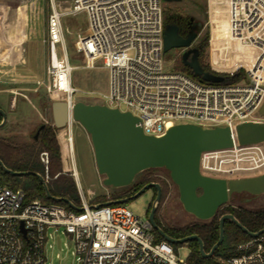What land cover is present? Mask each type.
<instances>
[{"label":"built area","instance_id":"2783aa9c","mask_svg":"<svg viewBox=\"0 0 264 264\" xmlns=\"http://www.w3.org/2000/svg\"><path fill=\"white\" fill-rule=\"evenodd\" d=\"M209 3L211 0H205ZM164 0H70L63 7L50 0L48 37L50 51L47 83L52 98L70 106L77 89L72 86L62 20L78 12L87 15L85 34L75 47L93 69L98 62L110 73L104 104L131 112L149 136L161 137L180 124L230 127L246 122H264V0H225L229 33L234 43L254 49L244 69L246 79L236 84L213 85L181 72H165ZM61 48L63 58L58 56ZM220 74H231L226 71ZM70 119L64 129L65 146L74 163ZM262 144L207 152L201 158V172L230 179L235 174L264 171ZM48 172L49 155L40 154ZM78 181L72 165L69 171ZM46 183L50 181L48 175ZM79 186L81 208L77 212L60 204L39 200L25 204V193L0 184V264H52L49 249L63 250L62 236L74 246L77 264H189L179 259L172 245L156 242L154 229L124 205L91 206ZM109 201V200H108ZM238 256L226 264H264V235L238 245ZM59 257V255L57 256Z\"/></svg>","mask_w":264,"mask_h":264},{"label":"rangeland","instance_id":"374dc122","mask_svg":"<svg viewBox=\"0 0 264 264\" xmlns=\"http://www.w3.org/2000/svg\"><path fill=\"white\" fill-rule=\"evenodd\" d=\"M63 7L70 5V0H57ZM164 14L173 12L183 13L184 16L192 17L203 24L199 38L193 43L196 45L208 37L209 48L203 56V62L213 71H226L234 74L240 69H245L249 63V58L237 49L236 44H231L230 33L228 29V11L224 8L216 9L212 4L205 0H180L163 2ZM220 9V10H219ZM50 13V0H0V36L3 39L8 37L11 43L15 44L16 36L20 42L27 38L29 42L26 45L25 55L27 56L23 69L18 76L14 78H0V90L20 89L14 91L16 95L7 96L0 94V109H3L8 115L6 125L0 129V138L7 144L17 147L33 146L38 139H35L37 130L43 124H53L51 117V105L54 102L63 101L62 97L52 98L43 86L47 83V67L50 62V51L46 44L48 35V16ZM218 15V16H217ZM219 17V18H218ZM220 19V28H217V22ZM65 33L66 49L69 58V64L75 69L72 72V86L77 89L74 95L75 102L83 101L87 104H104L102 95L108 94L110 88V73L102 66L101 62L96 64L93 69L85 67L86 61L80 55L75 47L78 35H84L88 27L87 15L85 12L65 17L62 20ZM9 31V33L7 32ZM236 52V54H235ZM251 53V50H250ZM254 49L252 51L253 58ZM239 58L236 59L234 56ZM242 55V56H241ZM58 56L62 60L63 54L58 47ZM182 57V50L175 49L165 54V72H178V64ZM246 62V63H245ZM245 63V64H244ZM2 71L11 69V66L0 65ZM6 95V96H2ZM11 97L15 101L12 103L13 110L10 111ZM38 112L41 114L38 115ZM47 113V117H45ZM25 116H23V115ZM74 163L79 174L78 181L81 190L90 202L91 206L105 204L104 198L109 201H115L127 190L133 186L115 189L103 185V177L98 174L93 148L90 137L86 131L75 123L72 130ZM58 140L61 151V160L63 171L65 165L72 169L71 159L67 152L62 153V143ZM62 141V142H61ZM65 145V143H63ZM264 151V144L261 145ZM69 176L73 178L71 173ZM152 173L164 177L163 182L169 184V192L163 200L156 204L155 222L161 229L172 231L175 228L190 227L193 225H202V222L187 214L180 201L177 187L170 179L169 173L164 169H154L140 174L135 182L139 181L145 175ZM261 170L252 175L235 174L233 178L254 177L263 174ZM77 189L79 186L77 181ZM134 182V184H135ZM133 184V185H134ZM92 191L93 193H90ZM155 193L153 189L146 191L139 198L134 199L132 203L124 206L136 216L143 220L148 219V212L152 210L155 204ZM226 206L241 207L247 211L258 213L264 212V194L253 197L248 194L235 195ZM63 250L60 251L58 246L48 251V259L52 264H77V257L73 255L74 246L62 236ZM175 255L179 259H188L190 250L187 246L174 247L171 244ZM59 255V257H57ZM225 260L223 258H220ZM219 259V260H220Z\"/></svg>","mask_w":264,"mask_h":264},{"label":"water","instance_id":"95a60500","mask_svg":"<svg viewBox=\"0 0 264 264\" xmlns=\"http://www.w3.org/2000/svg\"><path fill=\"white\" fill-rule=\"evenodd\" d=\"M180 1V0H164ZM198 34L183 38L178 28L165 24L164 53L175 49L184 50L183 63L189 67L201 82L218 85L224 81L221 76L205 71L200 63V50L192 47ZM65 101L54 102L51 105L53 127L65 129L70 119L78 123L89 135L93 148L98 174L103 177V185L115 189H123L134 184L136 178L143 172L164 169L177 187L179 201L184 211L202 222L214 219L219 210L226 206L235 195L248 194L258 197L264 194V173L254 177L225 179L210 177L201 172V158L204 153L229 150L235 143L240 146L264 144V122H246L236 126L234 130L226 126H203L180 124L169 128L161 137L146 135L140 127V120L131 112H122L102 104H87L83 101L74 102L70 112ZM264 116V105L260 110ZM3 120L0 129L6 125L7 114L0 109ZM47 117V113H45ZM45 124L37 130L35 139L39 138ZM0 167L13 176L35 175L42 182L49 199L64 202L77 209L68 199L54 198L50 195L45 179L37 173L15 172L8 169L2 160ZM156 188L157 197L148 220L152 228L168 243L183 245L196 241L204 258H211L220 248L225 239V223L230 221L252 238L264 235V229L249 232L232 215L226 214L220 218L219 240L209 253L204 250V244L198 235L183 239L168 236L155 222L156 204L161 200L159 184L144 186L131 199H137L146 191ZM128 199L109 201L104 205H125ZM80 210V209H77Z\"/></svg>","mask_w":264,"mask_h":264},{"label":"trees","instance_id":"16d2710c","mask_svg":"<svg viewBox=\"0 0 264 264\" xmlns=\"http://www.w3.org/2000/svg\"><path fill=\"white\" fill-rule=\"evenodd\" d=\"M164 16L166 23L168 14H164ZM197 48L200 50L199 60L205 71L221 76L224 79V81L218 85L236 84L246 79V71L244 69H240L234 74H220L213 71L208 65L204 64L203 56L209 48L208 37H205ZM178 72L184 73L197 81H201L200 78L195 76L192 70L183 63L182 59L178 64ZM2 120L3 118L0 115V124L2 123ZM43 152H47L49 155L48 172H46V167L40 160V154ZM0 160H2L8 169L15 172L37 173L44 179H46V176L48 175L50 181L47 186L50 195L54 198L68 199L77 209L81 208V199L75 179L63 171L60 145L57 140L56 129L53 126L46 125V127L41 131L38 141L35 142L33 146H12L0 138ZM150 182H156L161 185V202H163L169 192V187L167 183L162 181L161 178L154 176L152 173L145 175L139 181L135 182L133 185L134 191L137 192ZM0 184L13 191H23L25 193V204H30L33 201L39 200L48 205L60 204L69 210L75 212L78 211L64 202H57L53 199H49L42 182L35 175L13 176L6 173L0 167ZM154 199H156V194ZM107 201V198L103 199V202ZM149 214L150 210L148 212V216ZM226 214H232L242 224V226H244L251 233H257L264 229V212L253 213L241 207L224 206L219 210L217 216L210 222L202 225L197 224L186 227L183 231H169L164 228L162 230L168 236L176 239L198 235L203 241L205 252L209 253L219 240L220 218ZM154 234L156 242L164 241V239L155 230ZM251 239L252 237L244 233L235 224L230 221H226L224 242L211 258L202 257L199 244L196 241L186 243L190 250L188 262L189 264H226L229 259L239 255L237 252L238 245ZM186 244H173V246L184 247Z\"/></svg>","mask_w":264,"mask_h":264},{"label":"crops","instance_id":"0c3cea01","mask_svg":"<svg viewBox=\"0 0 264 264\" xmlns=\"http://www.w3.org/2000/svg\"><path fill=\"white\" fill-rule=\"evenodd\" d=\"M7 32L9 33V31H7ZM16 38H17V41L15 44H13V43H11V39H9L8 37L7 38L5 37L3 39V37L0 36V65L7 66V64H9L11 66V69H9L7 71H2L0 68V78H4V76H7L8 78H14L15 76H18L21 73V72H19V70L23 69L24 64L26 63L25 59L27 56L25 55V51H26V45L29 42V34L27 32V38L23 42H20L18 36H16ZM16 90H20V89L0 90V94H7V96H9V94H11V95L15 94L16 95L17 93H14V91H16ZM2 96H6V95H2ZM14 99H16V98H14ZM14 99L11 97L10 111H12V112L17 111V108H15V110H13V107H12V103H13V101H15ZM38 115H40V117H42L39 112H38ZM23 116H25V115H23ZM7 118H8V120L11 119L8 117V115H7ZM51 126H53V124H51ZM65 134H66V130H64V129L57 130L56 129V136L59 140L64 141L63 143H65V140H64ZM63 143L61 145H62V153L64 156V152L65 151L67 152V148ZM73 165L75 167V163H73ZM64 169H65L64 170L65 172L70 171L69 165L68 164L65 165ZM75 169H76V167H75ZM76 171H77V169H76ZM78 176H79V174H78ZM77 183L79 185V181H77ZM89 192L93 193L92 191H89ZM108 199L109 198H107V200ZM107 202H109V201H107ZM107 202H105V203H107Z\"/></svg>","mask_w":264,"mask_h":264},{"label":"flooded vegetation","instance_id":"af4514ba","mask_svg":"<svg viewBox=\"0 0 264 264\" xmlns=\"http://www.w3.org/2000/svg\"><path fill=\"white\" fill-rule=\"evenodd\" d=\"M167 25H172V26H175L178 28V32H179V35L183 38H187V37H190L192 36L193 34L197 33L198 36L196 38L195 41H197V39L199 38V35H200V32L203 28V24H201L199 21L195 20L194 18L192 17H188V16H184L183 13H179V12H173V13H170L168 15V18H167V22L165 23ZM200 43L196 44V45H193L192 47H197ZM184 52V50H182V53ZM182 59V57H181ZM154 176L156 177H159L161 179H164L163 176L161 175H157V174H154ZM159 184V183H156V182H150L148 184ZM167 184L168 181L166 182ZM146 184V185H148ZM145 185V186H146ZM160 185V184H159ZM133 186V185H132ZM144 187V186H143ZM142 187V188H143ZM141 188V189H142ZM160 188H161V185H160ZM140 189V190H141ZM154 190V193L156 194V197H157V189L156 188H152ZM140 190H138L137 192L134 191V188L132 187L131 190H127L125 191L123 194H121L117 200L119 199H128V203H132L134 201V199L132 200L131 198L137 194ZM161 195H162V189H161ZM155 197V196H154ZM156 200V199H155ZM156 216V214H155ZM210 222V221H208ZM207 223V222H206ZM175 231H183L184 230V226L183 227H180V228H175L173 229ZM176 239V238H175ZM183 239V238H181ZM187 246V244H186Z\"/></svg>","mask_w":264,"mask_h":264},{"label":"bare ground","instance_id":"6f19581e","mask_svg":"<svg viewBox=\"0 0 264 264\" xmlns=\"http://www.w3.org/2000/svg\"><path fill=\"white\" fill-rule=\"evenodd\" d=\"M210 4H212L214 7H216V9L219 8V6H220L221 8H224V11L227 10L225 0H211ZM219 10H220V9H219ZM217 16H218V15H217ZM218 18H219V17H218ZM227 20H228V19H227ZM216 26H217V28H220V19L218 20ZM228 29H229V21H228ZM231 44H236V45H237V49H239V51H240L241 53L245 54L249 59L252 58V54H251L252 51H253L252 48H249V47H243V46H241V45L238 44V43H234L233 40H231ZM250 50H251V53H250ZM235 54H236V52H235ZM8 55H9V54H8ZM241 56H242V55H241ZM8 57H9V56H8ZM234 58L238 59L239 57H238L237 55H235ZM245 63H246V62H245ZM245 63H244V64H245Z\"/></svg>","mask_w":264,"mask_h":264}]
</instances>
